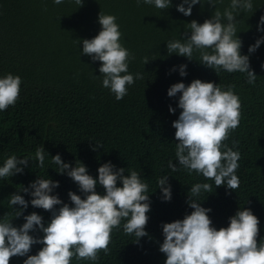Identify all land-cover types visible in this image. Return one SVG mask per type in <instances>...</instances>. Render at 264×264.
I'll return each instance as SVG.
<instances>
[{
  "label": "trees",
  "instance_id": "obj_1",
  "mask_svg": "<svg viewBox=\"0 0 264 264\" xmlns=\"http://www.w3.org/2000/svg\"><path fill=\"white\" fill-rule=\"evenodd\" d=\"M201 2L192 7L190 16H184L176 10L181 0H171L166 10L154 4L138 5L137 0H83L82 7L74 0H64L59 5L53 0H0V78L11 73L22 80L16 104L0 111V167L11 155L30 160L22 174L0 178V219L10 218L20 208L9 204L10 195L18 193L29 205L19 218L11 220L13 226H21L23 216L33 212L41 215L47 226L51 212L34 208L32 197L19 192L37 178L59 183L51 194L57 195L62 204L72 206L69 191L84 198L70 177L57 173L52 156L59 154L70 166L82 162L93 178L98 175V167L107 162L116 169L124 168L125 176L137 171L148 184L150 200L147 236L135 242L134 234L125 233L126 221L122 220L111 233L108 255L101 251L95 262L74 256L71 264H164L166 257L159 251L164 238L162 224L182 220L193 211L186 203L188 196L211 209L208 216L217 230L226 228L229 217L238 210L250 209L260 221L257 239L264 242V42L254 53L248 52L257 39L264 37V25L257 30L264 16V0H252L254 11H241L236 17L237 37L242 42L240 53L249 56L250 68L257 76L254 84L247 82L246 73L204 66L197 51L193 60L168 54L166 43L183 42L191 21L203 23L212 17L214 6ZM230 2L223 0L216 8L223 12ZM100 12L117 18L120 42L134 57L128 62V72L143 77L128 86V94L119 101L102 87L100 62L82 55V43L74 41L92 39L99 33ZM144 58L149 62L144 64ZM180 65L187 66L183 77ZM194 79L213 82L222 90L234 85L233 92L240 99L239 126L223 142L240 153L235 173L240 185L234 191L226 186L215 187L213 180L195 171L189 174L177 162L178 141L172 122L181 111V94L169 97L167 90L178 82L187 86ZM169 107L175 112L170 113ZM41 145L46 151L43 167L35 160ZM95 145L102 147L93 150ZM169 162L176 164L178 171L172 172ZM163 176L171 185L170 201L162 199L157 187ZM196 183L211 184L213 192L202 191L198 197H191L190 189ZM117 186H122L119 181ZM96 192L103 195V187L97 184ZM62 204L55 208L58 210ZM30 235L42 238L43 233ZM42 247L34 244L28 255H35ZM26 258L12 257L9 264H23Z\"/></svg>",
  "mask_w": 264,
  "mask_h": 264
},
{
  "label": "clouds",
  "instance_id": "obj_2",
  "mask_svg": "<svg viewBox=\"0 0 264 264\" xmlns=\"http://www.w3.org/2000/svg\"><path fill=\"white\" fill-rule=\"evenodd\" d=\"M63 2L53 0L57 5ZM74 2L78 7L83 6V0ZM141 2L154 4L161 10L171 7V0H137L138 5ZM204 3L214 6L212 17L203 23L191 21L188 24L190 32L185 34L183 42L171 40L166 43L168 54L193 60V53L197 51L204 66L216 71L246 73L247 82L254 84L257 76L250 68L249 56L240 53L242 42L237 37L239 20L236 19L241 11H254L252 0H231L223 12L216 8V4L223 3V0H204ZM196 4L202 5L201 0H181L176 10L190 16ZM116 19L114 15L100 12L99 33L92 39L74 41L82 43V55L100 62L102 87L109 89L119 101L128 94V86L143 77L140 73L134 76L128 72V62L134 57L120 42L122 33ZM260 25H264V16L260 17L258 31ZM262 42L264 37L257 39L248 52L254 53ZM143 62L146 64L149 60L144 58ZM186 67L179 66L180 76L187 74ZM21 83V77L11 73L0 78V111L16 104ZM233 88L234 85H229L227 90H222V86L213 82L194 79L187 86L178 82L167 90L169 97L181 94L178 99L181 111L178 119L172 122L178 141L175 151L178 164L189 174L195 171L213 180L215 187L226 186L232 191L240 185L235 174L240 153L223 142L228 139L230 131L239 126L241 117L240 99ZM169 112L174 113L175 109L169 107ZM98 147L102 146L95 145L93 150ZM222 148L226 150L221 151ZM45 153L42 145L36 149L35 160L39 167L44 166ZM29 161L27 157L9 156L0 167V178L22 174ZM52 162L58 166V174H66L78 185L84 198L69 191L72 206L62 204L57 195L51 194L59 183L49 178H37L19 192L30 195L31 205L51 212L52 218L45 226L43 217L33 212L23 216L25 222L15 227L11 220L22 215L29 201L18 193L10 195L9 204L20 208L15 209L10 218L0 219V264H9L16 256H27L23 264H71L74 256L95 262L101 251L105 255L110 253L111 233L122 220L126 221L123 225L125 233L134 234L135 242L148 235L145 231L150 211L148 184L141 179L140 173L130 171L125 176L124 168L116 169L107 162L98 167V175L93 178L82 162L70 166L59 154L52 156ZM169 168L172 172L178 171L172 162H169ZM167 179L163 176L157 182L164 201L171 200V185ZM118 181L121 187L117 186ZM97 184L103 187V195L96 192ZM202 191L212 193L213 187L209 183H196L190 189L191 197H198ZM186 203L193 209L190 214L182 220L162 224L164 238L159 251L166 257L164 264H264V242L257 239L260 221L250 209L238 210L229 217L226 228L217 230L208 216L211 209L202 207L189 196ZM61 204L57 210L55 206ZM36 231L43 233L42 238L30 235ZM34 244L43 247L35 255H28Z\"/></svg>",
  "mask_w": 264,
  "mask_h": 264
}]
</instances>
